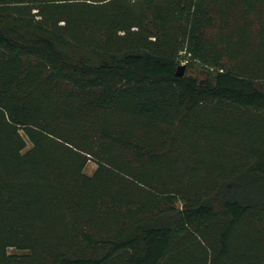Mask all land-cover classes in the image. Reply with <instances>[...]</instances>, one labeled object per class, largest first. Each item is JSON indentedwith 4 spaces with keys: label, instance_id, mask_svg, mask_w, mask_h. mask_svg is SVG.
<instances>
[{
    "label": "trees",
    "instance_id": "16d2710c",
    "mask_svg": "<svg viewBox=\"0 0 264 264\" xmlns=\"http://www.w3.org/2000/svg\"><path fill=\"white\" fill-rule=\"evenodd\" d=\"M0 264H264V0H0Z\"/></svg>",
    "mask_w": 264,
    "mask_h": 264
},
{
    "label": "rangeland",
    "instance_id": "374dc122",
    "mask_svg": "<svg viewBox=\"0 0 264 264\" xmlns=\"http://www.w3.org/2000/svg\"><path fill=\"white\" fill-rule=\"evenodd\" d=\"M232 15H233V20H231V22H232L233 26H237V25L243 24L242 15H241V12L238 9L233 11ZM253 29H254V31L252 33V36H253L252 39L254 40V38H255V40H257L258 30H259V25H258L257 20H254ZM212 35L213 36H217V38L220 37V35L217 32V29L216 30L214 29L213 31L210 32V36L211 37H212ZM184 64L185 63H182L181 65H184ZM203 70L204 69L201 68L199 65H195L192 68H186V64H185V74L194 76V77L198 78V80L201 81V82L207 81V79H208L207 74ZM29 147H30V145L28 144V148ZM96 168H97V165L93 161H91L86 166L85 173L87 175H89V176H92L94 174ZM10 253L11 254H19V252L14 250V249H11Z\"/></svg>",
    "mask_w": 264,
    "mask_h": 264
},
{
    "label": "water",
    "instance_id": "95a60500",
    "mask_svg": "<svg viewBox=\"0 0 264 264\" xmlns=\"http://www.w3.org/2000/svg\"><path fill=\"white\" fill-rule=\"evenodd\" d=\"M185 75V65H180L178 67L177 76L182 77Z\"/></svg>",
    "mask_w": 264,
    "mask_h": 264
},
{
    "label": "built area",
    "instance_id": "2783aa9c",
    "mask_svg": "<svg viewBox=\"0 0 264 264\" xmlns=\"http://www.w3.org/2000/svg\"><path fill=\"white\" fill-rule=\"evenodd\" d=\"M182 63H185V64H186L187 62L184 61V62H182ZM185 64H184V65H185Z\"/></svg>",
    "mask_w": 264,
    "mask_h": 264
}]
</instances>
